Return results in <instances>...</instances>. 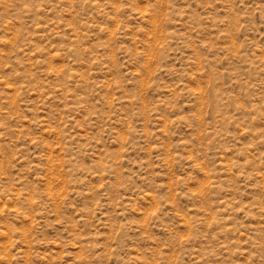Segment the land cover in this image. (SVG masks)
Instances as JSON below:
<instances>
[{"label": "rangeland", "instance_id": "obj_1", "mask_svg": "<svg viewBox=\"0 0 264 264\" xmlns=\"http://www.w3.org/2000/svg\"><path fill=\"white\" fill-rule=\"evenodd\" d=\"M0 264H264V0H0Z\"/></svg>", "mask_w": 264, "mask_h": 264}]
</instances>
